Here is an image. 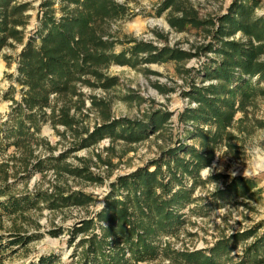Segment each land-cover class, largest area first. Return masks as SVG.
I'll return each instance as SVG.
<instances>
[{"label": "trees", "instance_id": "16d2710c", "mask_svg": "<svg viewBox=\"0 0 264 264\" xmlns=\"http://www.w3.org/2000/svg\"><path fill=\"white\" fill-rule=\"evenodd\" d=\"M184 2L189 0H165L161 9H170L168 21L176 31L193 28L201 32L203 39L192 44L193 50L134 40L128 49L117 52L118 40L113 38L110 24L125 18L129 11L120 0H43L37 27L31 32H27L30 2L0 0V53L5 47L22 46L13 77L21 87L20 99L14 95V85L2 94L12 103L6 117H0V220L10 221L7 235H0L1 252L28 253L32 241L41 237L38 216L44 209L56 212L96 203L93 194L68 187L69 179L104 183L105 176L91 167L98 162L91 158L72 164L67 162L66 152L54 155L53 147L40 135L44 124L64 126V137L70 131L78 149L91 147L105 137L126 146L153 135L166 138L172 112L159 109L145 112L141 118H115L110 101L98 95L90 96L91 109L98 111L101 123L93 129L84 124L86 103L80 85L106 91L116 88L118 78L106 73L111 65L138 68L175 62L178 73L186 76L181 93L189 99V105L177 113L181 132L174 138L167 134L165 146H159L157 156L147 164L112 180L102 206L68 228L71 244L80 237L69 259L52 251L40 254L30 264H139L158 258L185 264H234L231 252L239 239L257 233L254 227L224 237L207 250L180 251L162 242L165 236H176L186 223L183 210L196 203L197 184L219 177L202 180L201 171L212 165L222 145L232 147L238 136L231 129L237 123L240 131L246 129L245 122L254 121L248 109L264 99V15L256 12L260 1L233 0L225 13L206 17ZM4 57L9 60V56ZM193 57L204 61L196 68H185ZM154 86L161 93L173 90L159 83ZM127 89L128 98L143 101ZM239 112L244 116L236 120ZM258 123L264 126V121ZM41 144L49 152L46 158L37 153ZM11 147L15 151L7 156ZM95 156L111 166L110 157L103 160L100 152ZM48 168L66 184L16 191V183L10 181L11 177L29 178L35 170ZM256 187L254 180L236 176L211 193L210 199L230 203L239 197L251 198ZM199 211L204 213L205 209L200 207ZM63 231L57 227L48 232L57 236ZM245 250L236 264H263L264 231Z\"/></svg>", "mask_w": 264, "mask_h": 264}, {"label": "rangeland", "instance_id": "374dc122", "mask_svg": "<svg viewBox=\"0 0 264 264\" xmlns=\"http://www.w3.org/2000/svg\"><path fill=\"white\" fill-rule=\"evenodd\" d=\"M30 2V8L27 13L30 14L27 32H31L38 24L39 5L43 0H23ZM124 2L129 11L125 18L113 21L110 24V32L114 39L118 40L115 49L117 52L128 49L134 40L152 42L155 45H167L179 47L183 50H191L192 44H199L203 35L196 29H187L185 31H176L171 27L168 16L170 9L163 10L162 5L165 0H120ZM260 5L256 9L258 15H264V0H259ZM233 0H189V3L195 8L200 17L217 15L225 13ZM185 6L189 4L184 2ZM163 36V37H161ZM131 41V42H129ZM22 49L21 45L15 47H5L0 53V117H6L10 111L12 101L4 99L2 94L10 85L16 87L15 97L20 99L21 87L16 82L14 75L17 74V58ZM193 50V49H192ZM4 55L9 56V60ZM204 61V58L193 57L186 61L185 68H196ZM178 66L175 62L163 64H148L138 68L130 66L111 65L106 73L110 76H116L119 80V86L106 91L101 87H90L80 85V91L85 94L84 112L87 115L84 124L93 129L96 124L101 123L98 111L91 109V95L105 97L110 101V112L115 118L131 117L141 118L145 112L152 110H165L173 113V116L167 123L166 138L156 135L135 143L133 145H124L123 141H112L105 137L99 143L87 148H74L70 131L67 137H64L65 127L62 125L54 126L47 122L41 128V137H44L53 147L54 155L66 152V160L72 164H79L83 157L91 158L93 162L99 165L91 164L94 171L100 172L105 176L104 183H79V181L69 179L68 187L73 189H82L86 193L93 194L96 203L86 208L68 207L60 211L50 212L44 209L38 216L41 227L38 232L41 237L32 241L28 247V253L21 251L11 252L9 249L0 251V264H30L36 260L40 254H48L52 251L62 254V258L67 260L73 253L78 240L72 244L69 242L68 228L80 219L89 217L92 212L99 209L104 201L109 184L118 175L129 173L137 167L144 166L150 160L155 158L159 151V146H165L168 141L169 133L172 138L178 131L181 132L177 122V113L189 104V99L182 95V90L186 88V76L178 73ZM13 75V76H12ZM159 83L173 90L168 93L159 92L154 84ZM133 90V94L139 95L143 101L128 98V89ZM50 110H48L49 112ZM250 117L254 121H246L243 131L238 128V123L231 129L238 136L232 143V147L222 145L217 151L222 156L215 155L211 168H205L201 171V178L205 180L211 176H219L215 181H209L205 184H197L194 198L196 203L189 208H185L186 223L181 227L176 236H165L162 242H167L175 250H207L212 248L219 240L224 237L242 234L245 231L257 227V233L251 235L246 240H240L237 246L231 252L232 262L239 263L245 255V248L264 231V173L258 176H252L248 179L254 180L257 187L254 189L253 197H239L233 199L230 203L225 200L212 201L210 194L223 188L236 176H244V170L247 167L243 159L242 146L249 144L253 140L264 141V126L258 121H264V99H259L254 107L248 109ZM244 114L239 112L236 120L243 118ZM258 120V121H257ZM168 134V135H167ZM112 150H108V147ZM125 150L127 152L125 153ZM14 147H11L7 156L13 154ZM102 153L103 160L111 158V166L99 162L95 153ZM41 158L49 155L45 145H40L37 151ZM6 156V157H7ZM247 158V157H246ZM50 167V166H48ZM257 171H259L257 169ZM235 173V175H233ZM23 174L24 173H20ZM109 174V175H108ZM11 177L10 181L16 183V191L25 189H52L57 182L63 186L66 182L57 180V174L54 169L48 168L44 171L35 170L31 176L23 179ZM246 178V177H245ZM204 206V207H203ZM200 207L204 208V213H200ZM36 218V216H35ZM3 228H0V235H7V227L10 223L6 218L0 220ZM57 227L64 228V231L57 236L49 234L50 229ZM139 264H185L184 262H175L169 258H158L150 262H140ZM264 264V263H263Z\"/></svg>", "mask_w": 264, "mask_h": 264}, {"label": "clouds", "instance_id": "9594fccd", "mask_svg": "<svg viewBox=\"0 0 264 264\" xmlns=\"http://www.w3.org/2000/svg\"><path fill=\"white\" fill-rule=\"evenodd\" d=\"M243 159L247 167L244 170V176L250 178L264 173V141L253 140L249 144L242 146ZM217 156L222 154L216 152ZM247 157V158H246ZM206 168H211L207 167ZM257 169L259 171H257ZM235 175V173H233Z\"/></svg>", "mask_w": 264, "mask_h": 264}, {"label": "built area", "instance_id": "2783aa9c", "mask_svg": "<svg viewBox=\"0 0 264 264\" xmlns=\"http://www.w3.org/2000/svg\"><path fill=\"white\" fill-rule=\"evenodd\" d=\"M188 105H189V104H188ZM188 105H187V106H188ZM193 105H194V104H193Z\"/></svg>", "mask_w": 264, "mask_h": 264}]
</instances>
